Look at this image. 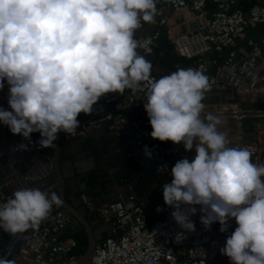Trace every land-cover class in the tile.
<instances>
[{"label": "clouds", "instance_id": "obj_1", "mask_svg": "<svg viewBox=\"0 0 264 264\" xmlns=\"http://www.w3.org/2000/svg\"><path fill=\"white\" fill-rule=\"evenodd\" d=\"M156 14V0H0V90L8 85L0 123L29 143L39 132V146L55 148L58 133L75 132L78 115L91 114L100 97L151 79L144 103L150 137L195 151L176 161L163 185L173 219L195 231L190 217L198 205L205 229L219 222L224 233L234 218L220 253L231 264H264V164L253 162L248 147H229L218 130L221 117L204 111L211 83L203 72L179 67L151 78L152 64L137 53L134 36ZM143 154L152 158L147 145ZM61 203L55 192L15 190L0 203V229L12 235L36 229ZM0 264L15 262L0 255Z\"/></svg>", "mask_w": 264, "mask_h": 264}, {"label": "built area", "instance_id": "obj_2", "mask_svg": "<svg viewBox=\"0 0 264 264\" xmlns=\"http://www.w3.org/2000/svg\"><path fill=\"white\" fill-rule=\"evenodd\" d=\"M156 7L154 22L142 21L134 36L138 42L137 53L152 64L151 78L159 79V73L165 71L160 61L163 54L157 55L160 41L164 39L172 53L185 61L177 68H193L209 78L211 90L205 93L204 111L211 112L207 108L211 104L216 108L211 113L222 120H235L234 131L229 126L223 127L227 136L235 134V143L228 146L248 147L253 162L261 164L260 136L253 137L243 121L253 116L264 117V0H250L247 10L240 7L238 0H156ZM250 32L259 34L251 37ZM150 83L151 79L141 82L140 89L135 91L126 88L123 93L100 97L91 114L78 115L80 124L75 132H60L55 141L87 138L85 120L90 127L110 124L109 129L116 137L131 129L132 148L127 157L155 163L158 172L168 177L164 184L170 182L176 161L190 159L195 151L150 137L152 129L144 109ZM132 108L138 110L137 116L129 119L126 112ZM31 135L40 139L39 132ZM14 136L15 146L20 143L31 146L22 136ZM145 145L152 150L151 159L143 154ZM123 183L129 182L123 180ZM163 185L162 203L157 205L163 209L160 212L155 206L147 213L134 194L127 196L125 202L113 200L96 210L107 222L115 216L114 234L98 243L88 264H231L220 248L237 226L234 218L229 221L227 232L219 231V222L205 229L197 205V213L190 217L195 231L182 229L171 215L174 209L164 203ZM21 188H39L59 195L52 153L37 149L15 161L0 147V203ZM129 188L132 189L131 185ZM77 226L78 221L61 204L53 205L48 217L36 229L16 235L0 229V255H6L15 264H79L83 254L79 243L65 236Z\"/></svg>", "mask_w": 264, "mask_h": 264}, {"label": "crops", "instance_id": "obj_3", "mask_svg": "<svg viewBox=\"0 0 264 264\" xmlns=\"http://www.w3.org/2000/svg\"><path fill=\"white\" fill-rule=\"evenodd\" d=\"M238 2L240 4V7L244 10H247L250 7V0H238ZM257 34L259 33H249L251 37H256L258 36ZM171 72L172 71H170L168 68H165V71L159 76L162 77L164 75H168ZM6 86L7 84L5 85V87ZM7 99L8 92L5 94L6 102ZM204 102L207 104L211 103V101L207 100H205ZM211 106L212 105L210 104V106L207 107L209 111H215L216 108ZM227 120L234 121L235 128L233 130L230 128L231 131H234L236 129L235 120L231 118L225 119V121ZM258 120L259 122L253 125L254 128L249 127L247 130L253 131L254 129L255 132H259V130L263 128L264 117L258 118ZM224 126H229V124L223 123L218 125V130L223 132ZM262 134L264 133H261L260 136H262ZM100 135V132H91L87 134V138L80 140V145L75 142L78 140H64L60 142L67 148L73 146L75 151L83 156V159L79 160V162L81 163L82 170H89L87 175L88 181L84 179L85 175L83 174L81 178L78 179V182H87L88 186H91L92 184H94L93 177L100 176L101 182L105 183L107 186L113 185V192H115L113 196H115V200H121L122 196L127 197L130 194H134L138 198L139 202H142L141 204L143 205L144 210L147 213H151L152 209L155 206L162 203V185L164 184V182H166V180H168V177L158 172L157 165L155 163L144 161L141 159H130L127 157L132 148V137L129 134V130H127L126 134L123 135L126 136L123 140H120V137H116L115 135L111 134L114 139L113 143L107 138H99L102 137ZM14 137L15 136L9 131L7 127V139L9 140V143H12V139ZM31 141L32 142L29 144L33 146L37 144L39 139L36 135H31ZM115 144L117 145V147H115ZM93 146H96L98 149L94 153H91V149L89 150V148ZM46 151L53 154V149L46 148ZM90 160H95L98 166L93 167L92 165H88L90 163ZM64 178L69 181L71 176L69 175V173H66V175H64ZM123 180H127L129 183H123ZM130 185L132 189L129 188ZM114 186L115 188H118V190L115 191ZM73 230L65 234V236L73 238L78 237V239L82 241L84 239V233H81V235L79 234L80 236L73 235Z\"/></svg>", "mask_w": 264, "mask_h": 264}, {"label": "water", "instance_id": "obj_4", "mask_svg": "<svg viewBox=\"0 0 264 264\" xmlns=\"http://www.w3.org/2000/svg\"><path fill=\"white\" fill-rule=\"evenodd\" d=\"M8 92V85L0 93V107L8 108V103L5 100V94ZM87 134L100 132L102 137L107 138L112 143L114 141L111 134L113 131L109 129L110 124L100 125L97 127H90L88 121H84ZM129 134L133 136V132L129 129ZM126 136H121L119 139L123 140ZM80 145V140L75 141ZM56 147L53 149V162L55 177L58 181L59 197L62 201V207L71 214L77 221L78 226L72 231L73 235H79L84 233L87 239V246L83 251L79 264H88L95 248L98 243L102 241L106 236L114 234L113 220L115 216H112L111 221H104L99 217L96 210L103 205L115 200L113 192V185L107 186L101 182L100 176L93 177V183L88 186L87 182H78L81 176L85 175V180L88 181L89 170H82L79 160L83 159V156L77 153L74 147L67 148L59 142H53ZM0 147L5 151V154L11 160L18 161L33 151L41 149L46 151V148H41L39 144H35L28 148L27 151L21 154H14L12 149L15 147L14 143H9L7 139V127L0 123ZM115 147L117 145L115 144ZM81 148V147H80ZM91 149V150H90ZM97 147H90L91 153L97 151ZM261 164H264V149L261 154ZM88 165L97 167L98 164L95 160H90ZM69 173L70 180L67 181L64 175ZM126 196H122L121 200L126 201ZM117 198V197H116ZM142 203V202H141Z\"/></svg>", "mask_w": 264, "mask_h": 264}, {"label": "trees", "instance_id": "obj_5", "mask_svg": "<svg viewBox=\"0 0 264 264\" xmlns=\"http://www.w3.org/2000/svg\"><path fill=\"white\" fill-rule=\"evenodd\" d=\"M161 54H163V56H161V58H160V61L164 64V66L166 67V68H168L170 71L171 70H177V65L178 64H180V63H185V61L184 60H181V59H179V58H177L173 53H172V48H171V46L167 43V41L166 40H164V39H161V41H160V46H159V48H158V50H157V55L158 56H160ZM152 73V72H151ZM160 78V77H159ZM137 112H138V110L137 109H134V108H132V109H130V110H128L127 112H126V115L128 116V118L129 119H134V118H136V116H137ZM81 235V234H80ZM79 235V236H80ZM83 235V234H82ZM83 237H84V239L82 240V241H80L79 239H78V237L76 238L75 237V239L78 241V243H79V246H80V248H79V250H80V252H83L84 251V249L86 248V246H87V239H86V237H85V235H83Z\"/></svg>", "mask_w": 264, "mask_h": 264}, {"label": "rangeland", "instance_id": "obj_6", "mask_svg": "<svg viewBox=\"0 0 264 264\" xmlns=\"http://www.w3.org/2000/svg\"><path fill=\"white\" fill-rule=\"evenodd\" d=\"M171 71L173 72V70H171ZM174 71H176V70H174ZM161 74L162 73H159V75H161ZM258 122H259V120H258L257 116H255V117L253 116V117H249L246 120H244L243 124L248 129L249 127H253L254 128L253 124H256ZM223 123H228L232 130L235 128V123L232 120H227V121L221 120V124H223ZM249 133H252L253 137L255 135H259L260 136L261 133H264V124H263V128H261L259 130V132L258 131L255 132L254 129H253V131H250ZM227 139L229 140V145H231L232 143H235V141H236L235 140V134L231 133L230 135L227 136Z\"/></svg>", "mask_w": 264, "mask_h": 264}, {"label": "bare ground", "instance_id": "obj_7", "mask_svg": "<svg viewBox=\"0 0 264 264\" xmlns=\"http://www.w3.org/2000/svg\"><path fill=\"white\" fill-rule=\"evenodd\" d=\"M260 137H261L260 140H261L262 148H264V134H262V136H260Z\"/></svg>", "mask_w": 264, "mask_h": 264}]
</instances>
